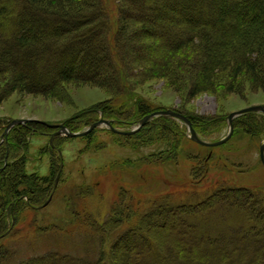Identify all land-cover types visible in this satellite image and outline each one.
<instances>
[{
    "label": "trees",
    "instance_id": "obj_1",
    "mask_svg": "<svg viewBox=\"0 0 264 264\" xmlns=\"http://www.w3.org/2000/svg\"><path fill=\"white\" fill-rule=\"evenodd\" d=\"M249 1L253 4L244 6L242 0H0V100L13 93L60 98L67 85H92L113 99L85 112L80 122L89 128L103 116L114 128L130 131L157 111L137 93L146 82L165 81L189 100L221 89L239 93L245 83L264 89V0ZM144 9L158 12L157 22ZM159 29L160 41L169 36L172 41L162 48L161 63L146 62V51L161 46L147 36ZM141 38L146 44H137ZM184 116L201 140L213 143L227 124L223 117ZM8 124L0 120V242L14 234L25 212L46 203L62 165L56 138L47 151L50 174H28L29 139L52 129L28 122L4 136ZM177 127L160 116L132 136H117L137 147L161 143L173 158L181 150ZM234 129L264 138V115H242ZM129 197L121 193L103 223L86 216L83 226L92 236L37 230L32 250L49 247L46 252L18 260L16 245L4 246L0 264H264L261 192L222 185L206 198L197 192L187 200L150 199L137 213ZM177 227L185 239L169 233ZM42 241L47 244L39 249ZM61 247L81 248V255Z\"/></svg>",
    "mask_w": 264,
    "mask_h": 264
},
{
    "label": "rangeland",
    "instance_id": "obj_2",
    "mask_svg": "<svg viewBox=\"0 0 264 264\" xmlns=\"http://www.w3.org/2000/svg\"><path fill=\"white\" fill-rule=\"evenodd\" d=\"M242 2L244 6L253 4L249 0ZM145 13L152 22L159 16L158 12L149 9ZM161 32L160 29L155 30L147 36L155 45L158 43L161 46L146 51L144 61H163V49L168 47L172 39L169 36L160 41L157 35ZM141 39L143 41L140 40L137 44H146V38ZM250 84H243L239 93L229 94L221 89L216 93H201L189 100L186 94L175 92L165 81L158 80L144 83L137 93L149 101L156 112L171 110L192 118L227 119L230 114L250 107H264V89L252 88ZM60 92V98L13 93L0 100V120L9 124L20 120L25 123L35 122L52 129L47 135L39 134L29 139L26 164L28 174L48 176L52 160L47 151L54 145L56 138L62 144L58 151L62 154L63 168L58 176L59 181H56L57 186L47 199L51 200L49 205L44 209L39 207L35 212H25L14 234L0 242V249L16 245L14 251H18V260L37 256L49 248L45 247L47 242L42 241L40 243L43 247L39 249L45 247L44 250H32L37 230L57 228L71 237L81 235L83 238L86 234L88 237L92 236L83 226L86 216L94 215L98 222L103 223L119 203L120 194L125 191L130 196L129 206L136 213L147 208L150 199L171 195L187 200L189 194L197 192L206 198L222 185L248 188L264 194V166L260 161V147L264 138H253L243 132L233 133L227 145L209 149L193 142L188 127L171 117L177 123L178 131L175 135L181 147L179 154L172 156L173 158L166 156L169 147L161 143L137 147L124 139L123 135L117 136L120 134L113 133L107 126L95 129L92 139H87L86 136L70 138L64 133L59 134L60 126H65L72 134L87 132L90 127L84 121L80 122L78 117L97 105L108 103L113 97L105 89L84 84L67 85ZM98 119L100 121L104 118L101 116ZM68 122L73 129L68 127ZM138 124L132 126L130 131L115 129L129 133ZM228 135L227 121L213 138L220 141ZM137 218L136 216L135 219ZM81 219L83 221L79 222ZM169 233L179 241L185 239L178 227ZM54 249H58V246ZM61 249L66 253L81 255V248ZM121 250L125 253L124 248Z\"/></svg>",
    "mask_w": 264,
    "mask_h": 264
},
{
    "label": "water",
    "instance_id": "obj_3",
    "mask_svg": "<svg viewBox=\"0 0 264 264\" xmlns=\"http://www.w3.org/2000/svg\"><path fill=\"white\" fill-rule=\"evenodd\" d=\"M248 113H259V114L264 115V107H260V106L250 107V108L241 110L239 112L230 114L228 116V118H227L228 125H229V135L226 138H224V139H222V140H220L218 142H214V143H209V142H206V141L201 140L199 138L197 132L193 128V125H192L191 121H189V119H187V117H185L184 115L179 114V113L174 112V111H171V110L158 111V112L152 113L151 115H148L147 117H145L144 119H142L139 122L138 126L132 132H129V133L120 132V131L116 130L112 126L111 122H109L107 120H104V119H100V121H98L97 123L93 124L89 128V130L87 132L83 133V134H72V133H70L67 130V128L65 126H60L61 132L59 134L64 133L65 135H67L70 138H78V137L87 136L88 134L92 133L95 129H97V128L101 127V126H107V127H109V129L113 133L120 134V135H123V136H132V135L136 134L137 132H139L143 127H145L154 118L160 117V116H165V117L175 118V119L183 122L188 127L189 132L191 134L190 135V138H191V140L193 142H196L197 144H199V145H201L203 147H207V148H217V147L223 146L224 144L228 143L229 140L232 138L233 133H234V121L237 118L241 117L242 115H245V114H248ZM24 123H25V121H22V120L11 122L6 127L5 135H7L15 126H17L19 124H24ZM57 135H58V133H57ZM61 155L62 154L60 153V156ZM260 161H261L262 165L264 166V143L260 147ZM62 168H63V165L61 166V171H60V174L59 175H61ZM58 181H59V177L57 179V182ZM50 201H51L50 199L47 200V202L43 206H41L40 209L46 208L49 205Z\"/></svg>",
    "mask_w": 264,
    "mask_h": 264
}]
</instances>
